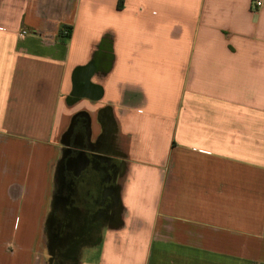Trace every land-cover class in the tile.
Listing matches in <instances>:
<instances>
[{
	"label": "crops",
	"instance_id": "1",
	"mask_svg": "<svg viewBox=\"0 0 264 264\" xmlns=\"http://www.w3.org/2000/svg\"><path fill=\"white\" fill-rule=\"evenodd\" d=\"M73 149L110 186L66 263ZM0 226V264H264V0H0Z\"/></svg>",
	"mask_w": 264,
	"mask_h": 264
},
{
	"label": "flooded vegetation",
	"instance_id": "2",
	"mask_svg": "<svg viewBox=\"0 0 264 264\" xmlns=\"http://www.w3.org/2000/svg\"><path fill=\"white\" fill-rule=\"evenodd\" d=\"M73 132L72 141L86 147V124L77 123ZM70 155L64 161L62 168L66 180L65 183L63 182L62 199L66 203L63 206L67 207L62 206V210H57L59 219L53 218L50 225L53 252L66 263H70L77 250L86 244L87 225L100 220L99 216L103 215L102 195L110 186L106 165H101L94 158L76 149H73ZM83 195L91 199L94 209L83 208L84 203L81 200ZM62 260L60 264H64Z\"/></svg>",
	"mask_w": 264,
	"mask_h": 264
},
{
	"label": "built area",
	"instance_id": "3",
	"mask_svg": "<svg viewBox=\"0 0 264 264\" xmlns=\"http://www.w3.org/2000/svg\"><path fill=\"white\" fill-rule=\"evenodd\" d=\"M260 7H262V2H261V1H257V2L255 3L254 9H258V8H260ZM21 35H22V36L26 35V32H22ZM68 35H69V31L64 30V32H63V36H64V37H67Z\"/></svg>",
	"mask_w": 264,
	"mask_h": 264
},
{
	"label": "rangeland",
	"instance_id": "4",
	"mask_svg": "<svg viewBox=\"0 0 264 264\" xmlns=\"http://www.w3.org/2000/svg\"><path fill=\"white\" fill-rule=\"evenodd\" d=\"M23 228V227H21ZM10 229H11V226L9 227H6V226H0V235H3V234H9L10 233Z\"/></svg>",
	"mask_w": 264,
	"mask_h": 264
},
{
	"label": "trees",
	"instance_id": "5",
	"mask_svg": "<svg viewBox=\"0 0 264 264\" xmlns=\"http://www.w3.org/2000/svg\"><path fill=\"white\" fill-rule=\"evenodd\" d=\"M62 36H63V32H62Z\"/></svg>",
	"mask_w": 264,
	"mask_h": 264
},
{
	"label": "water",
	"instance_id": "6",
	"mask_svg": "<svg viewBox=\"0 0 264 264\" xmlns=\"http://www.w3.org/2000/svg\"><path fill=\"white\" fill-rule=\"evenodd\" d=\"M79 174V173H78ZM77 175V174H76Z\"/></svg>",
	"mask_w": 264,
	"mask_h": 264
}]
</instances>
